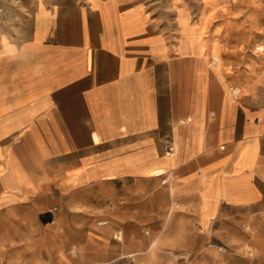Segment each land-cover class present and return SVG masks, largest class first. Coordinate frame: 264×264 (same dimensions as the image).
Wrapping results in <instances>:
<instances>
[{
    "label": "crops",
    "instance_id": "1",
    "mask_svg": "<svg viewBox=\"0 0 264 264\" xmlns=\"http://www.w3.org/2000/svg\"><path fill=\"white\" fill-rule=\"evenodd\" d=\"M220 2L0 0V219L43 213L85 264L263 255L264 73L229 75Z\"/></svg>",
    "mask_w": 264,
    "mask_h": 264
},
{
    "label": "rangeland",
    "instance_id": "2",
    "mask_svg": "<svg viewBox=\"0 0 264 264\" xmlns=\"http://www.w3.org/2000/svg\"><path fill=\"white\" fill-rule=\"evenodd\" d=\"M213 11V22L220 26L211 34L223 47L229 75L243 81L253 70L264 73V0H222ZM40 214L38 220L30 216L0 219V264H85L88 260L82 259L83 253L90 256L87 253L91 249L78 251L74 245L65 251L67 234L59 225L47 226L44 214ZM152 241L147 244V252L136 255L138 259L118 254L109 264H264V254L255 253L249 236L240 246L235 237L226 239L215 232L210 243H201L190 252L170 251L168 255L158 252V245ZM79 246L89 248L83 243Z\"/></svg>",
    "mask_w": 264,
    "mask_h": 264
},
{
    "label": "built area",
    "instance_id": "3",
    "mask_svg": "<svg viewBox=\"0 0 264 264\" xmlns=\"http://www.w3.org/2000/svg\"><path fill=\"white\" fill-rule=\"evenodd\" d=\"M164 148L167 150V151H171L172 149H173V146H172V144L169 142V143H166L165 145H164ZM119 234H120V232H117V234H116V238H119L120 236H119ZM249 253H250V251H249Z\"/></svg>",
    "mask_w": 264,
    "mask_h": 264
},
{
    "label": "bare ground",
    "instance_id": "4",
    "mask_svg": "<svg viewBox=\"0 0 264 264\" xmlns=\"http://www.w3.org/2000/svg\"><path fill=\"white\" fill-rule=\"evenodd\" d=\"M259 49H263L262 46H258Z\"/></svg>",
    "mask_w": 264,
    "mask_h": 264
}]
</instances>
